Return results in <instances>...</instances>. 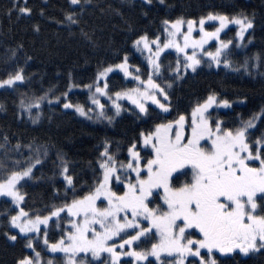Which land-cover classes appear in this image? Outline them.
<instances>
[{
  "label": "snow or ice",
  "instance_id": "obj_1",
  "mask_svg": "<svg viewBox=\"0 0 264 264\" xmlns=\"http://www.w3.org/2000/svg\"><path fill=\"white\" fill-rule=\"evenodd\" d=\"M68 2L83 11L82 0ZM90 2L83 0L84 4ZM158 2L163 4L165 0ZM143 3L152 5L153 0H143ZM6 12L9 16L15 12L19 18L31 16L32 8L28 0H12ZM40 14H44L43 9ZM78 16L77 12H66L64 21L57 22H67L69 27L78 25ZM206 21L218 22V26L208 31L204 27ZM230 24L238 27L236 35L242 40L245 33L254 28V16L249 17L241 10L232 16L209 12L198 19L184 16L163 19L157 34L150 37L143 32L132 40L137 52L147 53L146 79H142L136 66L129 70L125 54L120 63L99 68L92 83L83 85L91 94L92 106L100 110L98 119L111 123L115 115L126 110L118 102L126 99L138 110L134 112L137 119L160 121L139 131L127 147L126 161L118 160L115 153L109 151L106 140L97 161L100 175L87 191L77 193L73 176L68 174V163L60 157V174L68 186L65 199L59 206H46L47 214L41 215L21 206L27 194L21 191L20 182L31 178L33 168L41 163L40 154H47L46 146L33 149L29 145L30 153L35 155L25 158V166L19 170H7V165L0 162V169L5 170L0 178V197L10 198L17 209L8 216V223L18 231L4 235L13 242L20 236L23 246L34 253L21 255L15 264H54V261L55 264H132L133 260L136 264H225L235 256H264V132L257 137L249 132L255 127V121L264 117V110L248 120H241L238 126L228 127L209 109H214V105L230 107V101L217 100L213 93L196 103L189 113L177 112L168 119L172 115L171 99L165 87L157 83L164 75L162 69L172 73L173 80H182L189 70L195 73L202 61L209 66L215 63L218 67L221 64L231 67L229 53L224 50L232 40L220 39V33ZM34 30L38 32L39 26L35 25ZM211 40L218 42L215 51L205 49ZM166 49L175 50L174 64L161 62ZM240 67L247 70L248 60ZM113 69L131 76L138 85L110 89L108 73ZM24 80L23 69H17L0 80V87H10ZM165 85L172 87L168 81ZM73 86L70 84L69 89ZM62 95L65 109H74L81 116L92 118L89 116L92 107L86 110L72 104L66 99L67 91ZM105 96L115 110L113 116L107 115L105 104L99 99ZM43 99L38 97L27 104L21 100V107L28 111L33 123L38 122L40 114L32 116L31 109L39 108V101ZM149 102L160 110L155 117L150 112ZM4 140L8 142L6 136ZM3 147L4 144H0V148ZM20 147L19 143L15 145L17 150ZM21 163L14 161L16 166ZM114 183L120 191L113 190ZM69 191L71 199L67 198ZM157 200L162 203H156ZM61 219L66 221V229L61 227ZM50 220L60 230L59 239L51 243L48 239ZM41 237L48 251L63 256L58 260L42 258L34 245ZM153 240L150 247L144 246ZM122 257L132 260L122 261Z\"/></svg>",
  "mask_w": 264,
  "mask_h": 264
},
{
  "label": "trees",
  "instance_id": "obj_2",
  "mask_svg": "<svg viewBox=\"0 0 264 264\" xmlns=\"http://www.w3.org/2000/svg\"><path fill=\"white\" fill-rule=\"evenodd\" d=\"M11 3L12 0H0V80L17 69H23L25 80L10 87H0V105L3 106L0 108V144H4L0 148V162L7 165V170H19L25 166V158L35 155L30 153L29 145L33 149L40 145L47 148L46 155L40 154L41 163L35 165L31 178L20 182L23 185L21 191L27 194L21 204L26 210L44 215L47 214L46 206H59L65 199L68 186L60 174V157L67 161L68 174L73 176L76 191L81 194L100 175L97 161L106 140L109 151L115 153L118 160L126 161L127 147L139 131L160 122L158 119H137L134 115L137 110L128 104L123 105L126 110L111 123L106 119L101 123L92 122L80 117L74 109H65L62 93L67 91L69 102L87 110L89 95L83 85L92 83L99 68L120 63L125 54L128 55L129 70L136 66L145 79L148 67L142 60L143 55L134 49L132 40L143 32L150 37L157 34L163 19L178 16L198 19L209 12L232 16L241 10L249 17L254 16V28L247 33L244 47L229 50L232 51L228 55L231 67L221 64L217 69H210L213 67L202 62L195 73L189 71L182 80H173L172 74L163 70L164 75L158 83L166 88L171 99L172 115L168 119L177 112L189 113L196 103L203 102L213 93L217 100L230 101L229 108L212 111L225 126H238L241 120H248L264 110V0H165L163 4L153 0L152 5H145L143 0H91L86 4L82 0V12L68 0H28L31 16L19 18L15 12L11 16L7 14L6 9ZM66 12L79 13V24L69 27L67 22L58 23L64 21ZM144 12L148 15L144 16ZM35 25L39 26L38 32L34 30ZM232 34L234 28L222 39L229 40ZM174 56V53L166 52L161 62L173 63ZM256 56L260 59H255ZM245 60L249 64L247 70L240 67ZM165 81L171 82L172 87L167 88ZM108 83L112 90L136 87L135 80L125 79L118 70L108 76ZM70 84L74 85L71 89ZM38 97L44 99L39 101V108L31 109L32 116L40 114L38 122L33 123L28 111L21 107V100L27 104ZM150 112L155 117L160 110L150 106ZM249 132L253 137L260 136L264 132V117L257 119ZM17 143L21 145L18 150L15 148ZM16 160L22 162L20 166L14 164ZM4 175L5 170L0 169V178ZM113 190L120 191V188L114 183ZM71 197L69 191L67 198ZM156 203L159 204L158 200ZM16 210L10 198L0 197V264H15L21 255H34L23 246L20 236L13 242L4 235L18 231L10 228L8 223V216ZM64 216L62 213L61 217ZM60 223L62 228L68 227L64 219ZM48 228L49 242L59 239L60 230L53 226L52 220ZM151 242L155 241L144 246L150 247ZM34 245L45 260L53 257L58 260L63 256L62 253L47 255L42 237L34 241ZM134 262L132 264H136ZM225 264H264V256H235L227 259Z\"/></svg>",
  "mask_w": 264,
  "mask_h": 264
},
{
  "label": "rangeland",
  "instance_id": "obj_3",
  "mask_svg": "<svg viewBox=\"0 0 264 264\" xmlns=\"http://www.w3.org/2000/svg\"><path fill=\"white\" fill-rule=\"evenodd\" d=\"M216 27V26H218V22H215V21H206V23H205V25H204V27H205V29L206 30H208V31H212V30H214V29H211L212 27ZM233 29L234 28V34H232L230 37V39L229 40H232V44H230L229 45V48L228 49H226V50H224L225 52H231L230 54H232V51H229L230 49H232V47H234V48H236V49H242L243 47H244V45H245V42H246V40H247V37H246V35H247V33L248 32H246L245 33V36H244V38L241 40L237 35H236V32L238 31V27L236 26V25H229L226 29H224L221 33H220V39L221 40H223L222 39V36L223 35H225L226 33H228L229 31H230V29ZM194 35H195V33H194ZM245 37H246V39H245ZM164 39V37L163 38H161V40H163ZM225 41H227V40H225ZM218 46V42L217 41H215V40H211V41H209L208 42V44H206L205 45V49L206 50H208V51H215V48ZM166 52H172V53H174L175 55H176V53H175V50L174 49H166L165 50V53ZM139 53V52H138ZM141 54V53H140ZM163 54L164 53H162V55H161V59H162V57H163ZM146 55H147V53H145L143 56H142V60L146 63V65H147V67H148V64H147V60L145 59V57H146ZM222 59H223V55H222ZM146 60V61H145ZM173 63H175V60H176V56H174L173 57ZM208 60V58L207 57H205L204 58V61H207ZM203 62V61H202ZM163 63H167V62H163ZM199 67H201V65L199 66ZM211 67H213V68H210V69H217L218 68V66L215 64V63H212L211 64ZM116 70H118L119 71V73L122 75V76H124V78L125 79H131L132 77H130V76H128V77H130V78H128V77H126L125 75H124V73L122 72V71H120L119 69H113V72L114 71H116ZM162 71H163V69H162ZM189 71H191V70H189ZM111 73L112 72H110V73H108V76L109 75H111ZM170 74H172V73H170ZM143 79V78H142ZM146 79V78H145ZM154 79H157L155 76H154ZM159 81H158V79H157V83H158ZM136 86L138 85V82L136 81ZM166 89V88H165ZM88 91V90H87ZM88 95H89V102H90V106H89V108L90 107H92L93 108V111L92 112H89V116H91L92 118L91 119H88L87 117H85V116H81L79 113V116L80 117H82V118H84V119H87V120H89V121H92V122H97V123H101V122H103L104 121V119H98L97 118V113L100 111L98 108H95V107H93L92 106V103H91V98H90V96H91V94L89 93V91H88ZM99 99H100V101H101V103L102 104H105V112L107 113V115H109L110 113H113V115H114V109L112 108V106H111V101L110 100H108V98L105 96V97H99ZM119 103H121L122 105H125V104H128V105H130V106H132L133 108H135V106L134 105H132L131 104V102L130 101H128V100H126V99H124V100H121V101H118ZM123 102H125L124 104H123ZM149 105L150 106H153V107H155V108H157L155 105H151L150 104V102H149ZM227 108H229V107H227ZM227 108H225V107H223V106H219V107H217V106H215L214 105V109H216L217 111H220V110H225V109H227ZM214 109H209V111L210 112H212ZM136 110V109H135ZM138 111V110H137ZM124 111H121V113L120 114H122ZM119 114V115H120ZM119 115H115L114 117H117V116H119ZM158 202L159 203H162V201H160V200H158ZM47 255H52V256H54V254L53 253H51L50 251H48V249H47ZM55 255H57V254H55ZM60 256H61V254H59ZM88 255H90V254H88ZM123 258H127V259H130V260H132V258H130V257H123ZM151 258H154V257H149V259H151ZM162 258H163V256H162ZM134 261V260H133ZM134 263H136V262H134Z\"/></svg>",
  "mask_w": 264,
  "mask_h": 264
}]
</instances>
